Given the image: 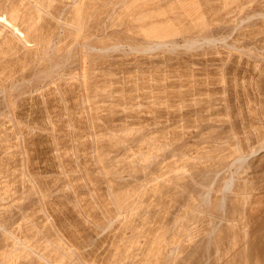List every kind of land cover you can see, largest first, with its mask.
<instances>
[{
  "label": "rangeland",
  "instance_id": "rangeland-1",
  "mask_svg": "<svg viewBox=\"0 0 264 264\" xmlns=\"http://www.w3.org/2000/svg\"><path fill=\"white\" fill-rule=\"evenodd\" d=\"M0 16V264H264V0Z\"/></svg>",
  "mask_w": 264,
  "mask_h": 264
},
{
  "label": "bare ground",
  "instance_id": "bare-ground-1",
  "mask_svg": "<svg viewBox=\"0 0 264 264\" xmlns=\"http://www.w3.org/2000/svg\"><path fill=\"white\" fill-rule=\"evenodd\" d=\"M6 17H7V16H6ZM0 23L5 24L6 26L11 27V28L13 29V31L16 32V34H18L19 36H21V35H20V32H18L17 28H15V26H14L11 22H9L5 17L0 16ZM13 33H14V32H13ZM23 37H24V36H23ZM23 40H24V39H23Z\"/></svg>",
  "mask_w": 264,
  "mask_h": 264
}]
</instances>
